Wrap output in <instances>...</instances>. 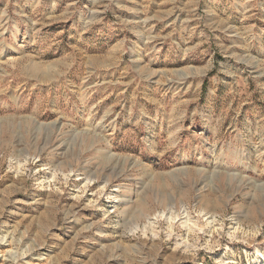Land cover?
<instances>
[{"label":"rangeland","instance_id":"obj_1","mask_svg":"<svg viewBox=\"0 0 264 264\" xmlns=\"http://www.w3.org/2000/svg\"><path fill=\"white\" fill-rule=\"evenodd\" d=\"M0 264H264V0H0Z\"/></svg>","mask_w":264,"mask_h":264},{"label":"bare ground","instance_id":"obj_2","mask_svg":"<svg viewBox=\"0 0 264 264\" xmlns=\"http://www.w3.org/2000/svg\"><path fill=\"white\" fill-rule=\"evenodd\" d=\"M259 256L257 255V257L256 258H258ZM257 261V260H256Z\"/></svg>","mask_w":264,"mask_h":264}]
</instances>
